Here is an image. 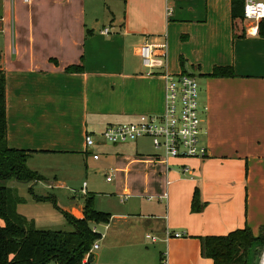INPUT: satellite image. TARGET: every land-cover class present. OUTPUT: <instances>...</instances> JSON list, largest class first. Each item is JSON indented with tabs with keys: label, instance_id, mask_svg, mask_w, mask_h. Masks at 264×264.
Segmentation results:
<instances>
[{
	"label": "crops",
	"instance_id": "1",
	"mask_svg": "<svg viewBox=\"0 0 264 264\" xmlns=\"http://www.w3.org/2000/svg\"><path fill=\"white\" fill-rule=\"evenodd\" d=\"M0 18L6 142L28 150L26 165L45 179L26 184V191L14 189L25 200L17 212L36 228L62 223V214L51 201L33 199L30 185L37 195H54L72 216H83L89 192L82 201L67 195L61 204L55 190L79 171L72 164L63 171L64 157L84 161L106 144L86 147L85 133L162 112L164 69L146 74L139 51L144 42L166 43L167 72L195 77L207 153L171 159L168 197L160 200L165 164L150 158V142V151L135 146L126 159L146 167L144 197L152 204L111 215L102 230L91 223L107 248L92 251L96 262L212 264L200 253L199 237L245 225L257 235L264 228V38L247 33L249 22L232 19L230 0H0ZM71 64L83 70L66 71ZM215 65L232 66L236 76H206ZM195 189L202 204L196 212ZM166 230L182 235L166 239Z\"/></svg>",
	"mask_w": 264,
	"mask_h": 264
},
{
	"label": "trees",
	"instance_id": "2",
	"mask_svg": "<svg viewBox=\"0 0 264 264\" xmlns=\"http://www.w3.org/2000/svg\"><path fill=\"white\" fill-rule=\"evenodd\" d=\"M242 8L243 0H230V14L233 20H242ZM257 34L264 38V18L258 23ZM65 70L80 72L83 68L81 65L71 64ZM206 76L233 77L236 74L230 65H215ZM29 155L28 150L7 145L4 76L0 70V218L4 221L0 226V264H105L84 260L94 241L100 237L91 228V223H108L110 219L108 213L94 208L92 193L85 194L83 216L76 218L56 205L54 195H37L31 185L28 187L36 201L52 202L67 223L72 225L73 229L70 231L36 228L32 220L17 212V205L25 200L7 186L6 182L15 179L29 185L45 180L44 176L26 165ZM201 208L198 191L195 189L191 210L196 212ZM199 239L201 255L210 258L212 264H256L248 260V255L254 248L257 252L264 250L262 227L257 235L245 225L226 234L205 235Z\"/></svg>",
	"mask_w": 264,
	"mask_h": 264
},
{
	"label": "built area",
	"instance_id": "3",
	"mask_svg": "<svg viewBox=\"0 0 264 264\" xmlns=\"http://www.w3.org/2000/svg\"><path fill=\"white\" fill-rule=\"evenodd\" d=\"M167 12H170L169 8ZM262 18H264V0H243L242 20L250 23L247 33H257L258 23ZM102 32L108 33V28L105 27ZM157 49L160 50L156 54ZM139 51L147 75H154L156 67L164 69L159 73L164 80L163 110L160 114L140 115L133 122L106 125L99 133L104 138V141L100 142L117 144L141 137L149 139L153 149L150 158L165 164L166 189L158 196L160 200H163L168 197L167 186L171 182L167 177L169 161L174 158L204 157L207 153L202 143L204 131L201 115L205 109L200 106L198 85L193 75L186 72L169 73L166 71V43L156 45L144 42ZM84 142L86 147L95 145L93 133H85ZM92 156L95 159L98 158L97 154ZM182 172L189 173V168L183 165ZM111 179V175L106 177L107 181ZM181 235L180 232L165 231L166 239ZM146 238L154 240V237L149 234ZM97 248L98 244L93 243L88 254ZM260 264H264V253Z\"/></svg>",
	"mask_w": 264,
	"mask_h": 264
},
{
	"label": "rangeland",
	"instance_id": "4",
	"mask_svg": "<svg viewBox=\"0 0 264 264\" xmlns=\"http://www.w3.org/2000/svg\"><path fill=\"white\" fill-rule=\"evenodd\" d=\"M100 132V130L91 132L93 133L95 142L104 141V138L99 135ZM135 146H137L139 151H150L151 149L149 139L141 137L136 142L129 140L121 145H112L109 143H106L104 146L97 145L94 148V153L99 155V159L97 160L93 159L92 156L86 157L84 154V161L78 157H64L61 161V165L64 166L63 171L68 170L65 168L68 164L75 165V167L79 168V171L78 173L76 172L74 177H63L67 188L63 186L55 190L56 196L61 201L60 203H65L67 195L70 194L82 201L84 196L81 188H85V191L92 193L94 196V208L98 211L106 212L110 216L116 213H135L140 208L144 209L145 206L151 205L152 203L147 202L144 197L147 195L144 192L146 187L144 179V175L147 173L146 167L144 164L128 165V160L126 159V155H133ZM110 174L112 180L107 181L106 177ZM6 185L13 190L16 189V191H20V189H22L21 191H26V183L18 182L15 179H10L6 182ZM39 188H41V185H38L36 189L40 191L41 189ZM126 190L128 193L125 192ZM127 194L129 197L126 198ZM59 217L62 223H47L44 226L50 227L49 229L53 230L70 231L73 229L72 225L68 224L63 216L59 215ZM104 224L106 223H96L95 227L98 230H102L105 226ZM94 243L100 246V253L104 249H107L99 239H96ZM147 246L152 248L153 245L150 243ZM263 253L264 250L257 252L254 248L248 255V260L260 264Z\"/></svg>",
	"mask_w": 264,
	"mask_h": 264
},
{
	"label": "water",
	"instance_id": "5",
	"mask_svg": "<svg viewBox=\"0 0 264 264\" xmlns=\"http://www.w3.org/2000/svg\"><path fill=\"white\" fill-rule=\"evenodd\" d=\"M87 262H96V256L93 252L87 255L86 257Z\"/></svg>",
	"mask_w": 264,
	"mask_h": 264
}]
</instances>
